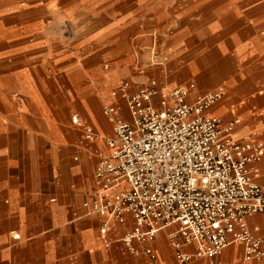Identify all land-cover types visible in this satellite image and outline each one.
<instances>
[{
	"label": "crops",
	"instance_id": "crops-1",
	"mask_svg": "<svg viewBox=\"0 0 264 264\" xmlns=\"http://www.w3.org/2000/svg\"><path fill=\"white\" fill-rule=\"evenodd\" d=\"M62 2L58 7L67 16L56 15L52 2H35L29 8L32 13L20 17L29 19V23L18 30L34 36L36 43L17 55V66H22L17 70L19 85L25 92L17 91L12 104L4 101L9 108L8 116L2 114V136L22 129L40 141L39 147L32 148V153H38L28 169L27 182L25 175L8 174L11 168L6 161L1 164L7 172L0 183V195H8L12 201L2 210L4 215H16L17 228L13 232L20 237L13 240L9 230L0 227V264H183L177 260L170 238L176 225L162 228L153 240L135 239L133 249L122 240L135 226L132 213H127L126 223L110 221L106 211L87 213L84 203L96 200L100 192L95 170L103 157L112 154L108 141L116 136L117 120L131 118L127 96L143 84L144 77L138 69L139 59L121 49L118 41L110 45L95 43L115 27L103 23L100 26L96 21L85 20L86 15H77L80 25L68 31L65 25L74 17L69 12L71 5L80 4L84 9L89 0ZM114 22L118 27V20ZM260 36L259 32L242 35L240 44L233 38V58L244 62L259 56V62L263 59L264 63V42ZM107 61L111 63L109 69L104 67ZM132 75L134 83L126 91L122 82ZM166 81L168 87L172 86L169 78ZM235 82L229 80L230 87ZM256 84L264 87V81ZM246 87L249 91L253 88L249 84ZM248 99L239 108L233 107L230 100L224 101L210 112L224 119H239L233 136L242 139L250 135L264 147V95H250ZM111 106L115 111L107 114L106 109ZM89 127L93 129V138L88 136ZM74 155L79 157L73 160ZM0 157L4 160L5 152ZM253 169L252 178L264 187V154ZM49 182L58 190L52 197L55 200L46 203V208V194L42 190ZM246 224L264 238V212L253 215ZM106 225L107 233H100ZM148 247L154 249L156 259L146 253ZM244 253L245 245L234 243L220 255L209 257L210 261L203 259L208 257H197L185 264H264V259L246 261Z\"/></svg>",
	"mask_w": 264,
	"mask_h": 264
},
{
	"label": "built area",
	"instance_id": "built-area-1",
	"mask_svg": "<svg viewBox=\"0 0 264 264\" xmlns=\"http://www.w3.org/2000/svg\"><path fill=\"white\" fill-rule=\"evenodd\" d=\"M130 86L122 82L126 91ZM192 94L188 86L161 87L156 78L128 93L131 118L117 120L116 136L108 141L112 154L95 170L99 197L84 203L87 213L106 211L119 223L132 213L135 226L122 240L133 249L135 239L153 240L162 228L176 225L170 238L183 264L216 257L234 243L245 245L246 261L264 259V238L246 224L264 212V187L252 178L263 144L250 135L235 138L240 120L224 123L210 112L224 97V86L193 100ZM87 132L94 137L91 127ZM108 230L106 225L101 233ZM146 253L157 258L151 247Z\"/></svg>",
	"mask_w": 264,
	"mask_h": 264
},
{
	"label": "rangeland",
	"instance_id": "rangeland-1",
	"mask_svg": "<svg viewBox=\"0 0 264 264\" xmlns=\"http://www.w3.org/2000/svg\"><path fill=\"white\" fill-rule=\"evenodd\" d=\"M89 1L88 7L84 9L80 4L71 5L69 12L74 17L70 19V23H66V28L71 32L78 28L80 19L76 18L77 15L80 18L86 15L85 20L91 19L100 26L103 23L102 25L115 27V30L107 32L95 43L110 45L118 41L117 45L121 49L134 53L136 59H139L138 69L144 77L143 84L156 78L161 87L188 86L193 93L191 100L199 93L224 86L225 95L211 107V112L224 101L230 100L233 107L239 108L249 100L250 95H264V87L256 84L264 81L263 59L259 62V56H253L240 62L236 57L233 58L232 50V39L236 38L240 44L242 35L252 36L259 32L264 42V0ZM35 2H52L57 10L54 12L56 15L67 16L65 10L58 7L63 3L62 0H0V154L5 152L6 155L4 160L0 157V183L7 172L1 167L2 161H6L11 168V173L8 174L17 177L25 175V181L30 164L38 153H32L33 147H39L40 139L36 135L15 129L2 136L1 120L2 114L8 116L9 107L4 101L12 104L17 97V91L22 89L25 92L24 87L19 85L17 70L22 66H17V55L20 50L33 48L36 40L31 34H21L22 30L18 29L29 23V19L20 17L29 16L32 13L29 8ZM12 4L16 5L12 8ZM117 20L118 27L114 22ZM173 43H176L177 50L174 48L171 54ZM104 67L109 69L110 61L105 62ZM132 77L133 75L123 82L134 83ZM166 78L171 80L172 86L168 87ZM231 79L236 80L233 87L229 85ZM248 84L253 87L250 91L246 87ZM235 87L234 91H238L232 93ZM222 118L224 123L231 121ZM47 144V149H50V141ZM77 157L79 156L74 155L72 159L76 160ZM49 172L52 170L49 169ZM32 184L33 182L29 184V188ZM57 190L50 182L43 187L42 192L46 194L43 199L44 207L47 208L46 203H53L52 197ZM11 203L8 195H0V227L4 226L9 230L11 239L14 240L16 215H4L2 210L4 205ZM46 227H49V223ZM203 259L211 260L209 257Z\"/></svg>",
	"mask_w": 264,
	"mask_h": 264
},
{
	"label": "bare ground",
	"instance_id": "bare-ground-1",
	"mask_svg": "<svg viewBox=\"0 0 264 264\" xmlns=\"http://www.w3.org/2000/svg\"><path fill=\"white\" fill-rule=\"evenodd\" d=\"M232 90H233V91H232V93H234V92H237V91H238V90H237V91H234V90H236V87H235V89H232ZM34 101H35V100H34ZM254 106H255V105H254Z\"/></svg>",
	"mask_w": 264,
	"mask_h": 264
}]
</instances>
